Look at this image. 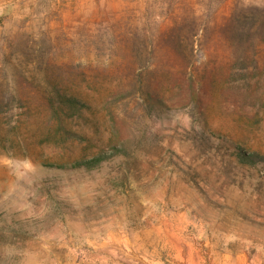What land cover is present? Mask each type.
<instances>
[{
  "label": "rangeland",
  "instance_id": "1",
  "mask_svg": "<svg viewBox=\"0 0 264 264\" xmlns=\"http://www.w3.org/2000/svg\"><path fill=\"white\" fill-rule=\"evenodd\" d=\"M228 144L264 156V0H0V264H264Z\"/></svg>",
  "mask_w": 264,
  "mask_h": 264
},
{
  "label": "trees",
  "instance_id": "2",
  "mask_svg": "<svg viewBox=\"0 0 264 264\" xmlns=\"http://www.w3.org/2000/svg\"><path fill=\"white\" fill-rule=\"evenodd\" d=\"M65 101L73 106L83 104L82 101L76 96H66ZM223 142L227 141L223 140ZM225 144L226 143H222V145ZM227 146L228 147H226V149L230 152L231 156L235 157L239 161L241 168L245 169V171L252 169V172L256 170L258 174H263L264 156L258 151L244 150L243 147L238 145L231 146L228 144ZM128 152V148L125 145L113 143L109 145L108 150L101 151L89 158H76L67 163H61L59 168H83L85 170L92 171L99 168L104 162L109 161L118 155H127Z\"/></svg>",
  "mask_w": 264,
  "mask_h": 264
}]
</instances>
